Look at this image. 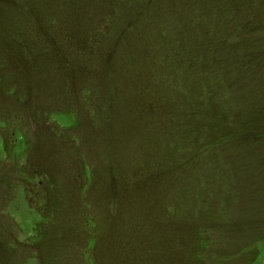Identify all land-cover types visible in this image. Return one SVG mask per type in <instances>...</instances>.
I'll use <instances>...</instances> for the list:
<instances>
[{"label": "rangeland", "instance_id": "rangeland-1", "mask_svg": "<svg viewBox=\"0 0 264 264\" xmlns=\"http://www.w3.org/2000/svg\"><path fill=\"white\" fill-rule=\"evenodd\" d=\"M0 264H264V0H0Z\"/></svg>", "mask_w": 264, "mask_h": 264}]
</instances>
